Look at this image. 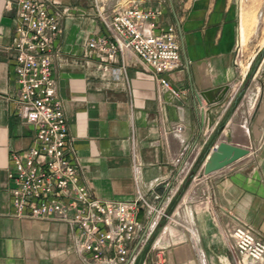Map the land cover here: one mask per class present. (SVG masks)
Segmentation results:
<instances>
[{
  "label": "crops",
  "instance_id": "obj_1",
  "mask_svg": "<svg viewBox=\"0 0 264 264\" xmlns=\"http://www.w3.org/2000/svg\"><path fill=\"white\" fill-rule=\"evenodd\" d=\"M117 2L106 1L110 16ZM50 3L64 11L52 77L74 139L81 181L100 202H130L139 192L166 215L139 248L134 264H234L229 233L239 225L264 241L262 42L256 52L262 50V58L251 74L259 81V94L244 147L249 155L202 174L206 155L217 143L237 144L223 124L247 75L235 63L242 13L238 0H142L139 6L159 9L158 24L174 26L178 36L181 65L160 76L133 58L117 54L108 60L87 47L92 39L108 37L92 0ZM16 10L17 0H0V264H105L75 251L67 223L13 215L10 156L28 149L35 136L34 126L17 117ZM161 77L169 89L160 85ZM224 87L228 91L219 102L210 104L203 96L209 92L218 98ZM201 104L210 125L206 142ZM152 218L139 212L138 238Z\"/></svg>",
  "mask_w": 264,
  "mask_h": 264
},
{
  "label": "built area",
  "instance_id": "obj_2",
  "mask_svg": "<svg viewBox=\"0 0 264 264\" xmlns=\"http://www.w3.org/2000/svg\"><path fill=\"white\" fill-rule=\"evenodd\" d=\"M106 1L92 3L108 37L90 40L88 48L96 49L98 55L108 60L117 54L124 60L133 58L156 76L180 67L176 29L158 24L159 9L142 8V0H118L110 16L106 13ZM63 14L50 0H17L16 35L12 42L18 84L17 117L34 126L35 136L28 149L10 156L8 178L13 185V215L67 223L73 230L77 253L90 254L94 261L105 264H134L139 248L166 215L139 192L130 202H100L81 181L74 139L69 134L52 77L54 42ZM159 83L169 89L165 78L161 77ZM200 112L207 129L206 142L210 125L203 104ZM141 210L153 218L138 238L142 228L137 215ZM189 233L195 235L192 229ZM229 238L235 251L234 264H264V241L248 226L235 227Z\"/></svg>",
  "mask_w": 264,
  "mask_h": 264
},
{
  "label": "rangeland",
  "instance_id": "obj_3",
  "mask_svg": "<svg viewBox=\"0 0 264 264\" xmlns=\"http://www.w3.org/2000/svg\"><path fill=\"white\" fill-rule=\"evenodd\" d=\"M238 3L242 10L240 28L244 25V30L242 32L239 29L240 42L236 50V64L242 70L243 75L245 73L247 75L239 88L236 100L233 102L231 111L226 116L223 126H227L229 139H233L234 136L236 145L245 147L247 146L246 139L249 132H239L241 129L236 126L234 114L240 105H251L253 103L256 108L258 103L256 96L259 94V81H253L251 74L262 58V50L256 52L261 42L264 44V0H238ZM255 108L252 110V114Z\"/></svg>",
  "mask_w": 264,
  "mask_h": 264
},
{
  "label": "water",
  "instance_id": "obj_4",
  "mask_svg": "<svg viewBox=\"0 0 264 264\" xmlns=\"http://www.w3.org/2000/svg\"><path fill=\"white\" fill-rule=\"evenodd\" d=\"M227 91L228 87H224L221 96L214 99L209 96V92L203 93V96L210 104H212L221 101ZM248 155V149L229 143L226 140L220 141L212 148L208 155H206L205 161L202 165V174L208 176L221 171L232 164L243 160Z\"/></svg>",
  "mask_w": 264,
  "mask_h": 264
},
{
  "label": "bare ground",
  "instance_id": "obj_5",
  "mask_svg": "<svg viewBox=\"0 0 264 264\" xmlns=\"http://www.w3.org/2000/svg\"><path fill=\"white\" fill-rule=\"evenodd\" d=\"M240 26H241V24H240ZM243 26L244 25H242V28H240L242 32L244 30ZM254 106H255V104H253V103H251V105H244L243 104V105H240V107H238L237 111H235L234 118H235V121L237 123L236 126L239 129H241V131H239V132H244L245 131L247 133V128L249 126L248 122H249L250 117L252 115V110L255 108ZM208 121L209 120L207 118L206 122L208 123Z\"/></svg>",
  "mask_w": 264,
  "mask_h": 264
}]
</instances>
